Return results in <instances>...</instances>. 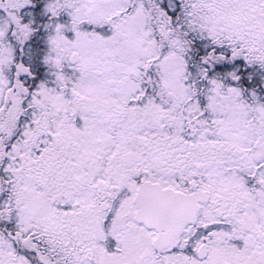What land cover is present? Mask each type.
<instances>
[{"label":"snow or ice","instance_id":"1","mask_svg":"<svg viewBox=\"0 0 264 264\" xmlns=\"http://www.w3.org/2000/svg\"><path fill=\"white\" fill-rule=\"evenodd\" d=\"M0 264H264V0H0Z\"/></svg>","mask_w":264,"mask_h":264}]
</instances>
